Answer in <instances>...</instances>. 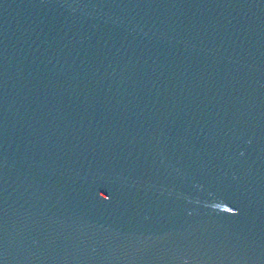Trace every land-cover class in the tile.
Returning <instances> with one entry per match:
<instances>
[{
    "label": "water",
    "instance_id": "water-1",
    "mask_svg": "<svg viewBox=\"0 0 264 264\" xmlns=\"http://www.w3.org/2000/svg\"><path fill=\"white\" fill-rule=\"evenodd\" d=\"M100 264H264V0H173Z\"/></svg>",
    "mask_w": 264,
    "mask_h": 264
}]
</instances>
